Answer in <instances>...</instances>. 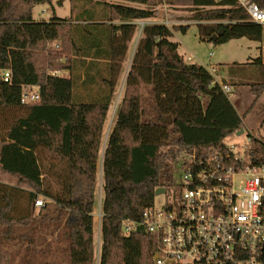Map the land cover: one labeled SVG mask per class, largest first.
<instances>
[{
	"label": "trees",
	"instance_id": "obj_1",
	"mask_svg": "<svg viewBox=\"0 0 264 264\" xmlns=\"http://www.w3.org/2000/svg\"><path fill=\"white\" fill-rule=\"evenodd\" d=\"M50 1L0 0V172L17 184L0 185V231L8 238L15 228H28L22 239L29 244L40 227L64 236L66 263L26 264H96L93 213L103 127L140 29L101 159L97 264H154L157 237L141 228L126 235L124 226L139 222L155 190L172 183L170 164L225 155L224 139L243 129L244 116L204 66L178 54L171 29L150 22L162 0H81L75 16L34 20V7ZM251 1L264 9V0ZM188 10L206 42L220 31L213 44L264 41V27L249 21L236 0H191ZM187 27L174 29L185 33ZM245 65L254 70L228 76L248 87L255 103L264 94V62L259 55ZM24 88L35 90L38 100L22 104ZM249 147L253 162L264 163V142L251 137ZM39 196L50 216L42 214L45 201L34 214ZM9 262L0 247V264Z\"/></svg>",
	"mask_w": 264,
	"mask_h": 264
},
{
	"label": "built area",
	"instance_id": "obj_2",
	"mask_svg": "<svg viewBox=\"0 0 264 264\" xmlns=\"http://www.w3.org/2000/svg\"><path fill=\"white\" fill-rule=\"evenodd\" d=\"M236 1L249 21L264 27V9L251 0ZM2 79L9 83L10 73L5 72ZM220 85L223 92H229L228 86ZM38 98L35 90L24 88L20 102ZM247 137L242 147L225 145V155L188 158L181 166L177 191L173 183L163 187L164 194L173 188L174 195L159 210L152 206L139 222L128 221L124 226L126 235L141 228L157 237L154 264H264V163L253 162L251 137ZM42 206L43 201L37 199L34 207ZM99 207L93 217L100 221Z\"/></svg>",
	"mask_w": 264,
	"mask_h": 264
},
{
	"label": "rangeland",
	"instance_id": "obj_3",
	"mask_svg": "<svg viewBox=\"0 0 264 264\" xmlns=\"http://www.w3.org/2000/svg\"><path fill=\"white\" fill-rule=\"evenodd\" d=\"M94 3L97 0H90ZM110 2L109 0H105ZM191 6V0H162V4L155 9V18L150 22L162 24L171 29V41L178 44V54L184 59L187 64H197L204 66L211 74H213L216 81L221 78H226L228 83H232L229 87L227 96L232 105L236 109L239 116L243 117L242 134L236 133L224 139V144L227 147H234L238 145L242 147L243 143H247L248 135L252 138L264 142V94H262L255 103H252L254 98L249 92L248 87L244 85H235L231 77L228 76L230 70L241 72L244 68L254 70L253 67L245 64L261 55V44L258 45L246 38L230 40L223 44H213L206 42L200 38L198 33V23L191 20V12L188 10ZM81 0H51L49 3L36 5L33 9L32 15L34 20L49 19L52 14L59 18L75 16L81 11ZM147 22V21H146ZM138 26L142 22H137ZM187 25L185 33L174 29V26ZM140 37V29H138L128 46V52L122 64V73L119 76L117 86L109 107L107 117L103 127L101 147L99 159L97 162V184L95 189V209L93 215L98 211L99 201L103 197L101 191V159L106 144L107 137L113 126L116 118V109L122 97L123 81L129 67L130 56L135 49L137 40ZM212 56L209 58V55ZM191 57V60H187ZM264 62V57H262ZM212 67L214 71H212ZM54 74V73H53ZM242 72L240 73V75ZM226 85V83H224ZM245 114V115H244ZM236 147V146H235ZM187 159H179L176 163L169 165V176L172 183L176 186L181 183L183 171L181 166ZM174 195L173 188H167L165 194L155 195L153 208L159 210L163 203L168 200L170 196ZM39 200L45 201L44 198L38 197ZM47 204L48 202L45 201ZM41 208L34 207V214L37 215ZM42 214L51 215V208L48 203L46 208H42ZM99 219L93 217V240L95 248V263L97 264L99 255ZM3 232L0 231V247H4L9 253V264H26L30 262H56L66 263L64 258V249L68 247L64 236L62 234L50 236L48 230L45 228H38L34 233H31V244L24 241L23 235L29 234V229L15 228L13 232L14 238L9 234V237H4ZM67 246V247H66Z\"/></svg>",
	"mask_w": 264,
	"mask_h": 264
},
{
	"label": "crops",
	"instance_id": "obj_4",
	"mask_svg": "<svg viewBox=\"0 0 264 264\" xmlns=\"http://www.w3.org/2000/svg\"><path fill=\"white\" fill-rule=\"evenodd\" d=\"M33 16V15H32ZM34 19V18H33ZM153 22V21H152ZM132 56V55H131ZM130 56V58H131ZM216 80V79H215ZM222 80L225 81V83L227 82L226 78H221L220 81H217L219 84H222ZM1 147V144H0ZM0 185L2 186H6V187H16V181L13 178H10L9 176L3 174L0 172ZM20 188H23L22 186H20Z\"/></svg>",
	"mask_w": 264,
	"mask_h": 264
},
{
	"label": "water",
	"instance_id": "obj_5",
	"mask_svg": "<svg viewBox=\"0 0 264 264\" xmlns=\"http://www.w3.org/2000/svg\"><path fill=\"white\" fill-rule=\"evenodd\" d=\"M222 33H223V32L220 31V32H218V33L212 35L210 38H208V42H215V41H217L218 37H220V36L222 35ZM224 83H225V81L222 80V84H224ZM168 120L170 121V118H168ZM240 134H242V130L236 132V135H240ZM164 192H165V189L162 187V188H157V189L155 190L154 194H155V195H160V194H164ZM156 258H157V256L154 255L153 259L155 260Z\"/></svg>",
	"mask_w": 264,
	"mask_h": 264
}]
</instances>
